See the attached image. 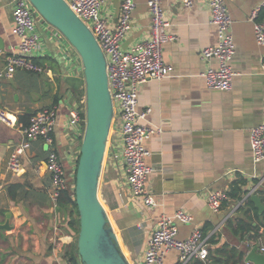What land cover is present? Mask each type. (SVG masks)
Returning a JSON list of instances; mask_svg holds the SVG:
<instances>
[{"label": "crops", "instance_id": "0c3cea01", "mask_svg": "<svg viewBox=\"0 0 264 264\" xmlns=\"http://www.w3.org/2000/svg\"><path fill=\"white\" fill-rule=\"evenodd\" d=\"M148 1L135 0L125 50L150 37ZM191 1L192 7H187L185 0H163L171 23L169 31L178 37L164 49L171 76L149 80L140 87L139 108L151 107L149 121L162 128L146 141L151 151L148 164L156 169L149 176L147 190L158 204L152 207L143 198H131L120 140L108 148L99 194L118 243L132 264H144L148 239L160 216L173 215L180 209L191 213L194 219L190 224L176 222L179 239H187L198 227L208 238L213 255L226 261L233 250L242 251V259L228 257V263L233 260L236 264H253L245 260L253 246L243 241L254 236V232H238L237 223L244 219L257 228L260 239L255 245L261 252L264 210L252 201L258 211L251 209L247 215L249 204L239 207V200L234 198L214 211L206 199L212 191L229 194L232 184L242 179V191L257 187L253 194L264 204V162L255 163L250 148V130L264 116V45L256 40L251 14L257 8L264 9V0H227L236 43L231 62L236 74L229 91L210 89L201 75L208 67L217 65L216 59L204 60L202 51L218 43V33L211 23L209 0ZM103 13L109 24L115 26L121 1L106 0ZM40 25L47 31L45 22ZM13 28L9 0H0V38L5 43V49L0 50V70L5 67V56L20 41ZM42 41L45 54L38 62L44 66V72L19 70L12 77H0V109L17 117L14 127L0 121V225L8 220L11 225V229L0 227V264H70V255L76 248L77 235L67 226L68 213L59 209L51 197L48 146L42 140L33 141L24 159V169L17 174L8 169L10 154L23 139L21 130L27 115L31 117L53 105L61 108L59 153L71 177L77 165L81 143L70 144L65 137L63 122L67 111L63 105L68 94L83 92L85 84L80 85V78L69 75L59 49L58 57L43 36ZM23 116L26 118L20 121ZM12 185H20L14 197L9 192ZM165 264H179V253H168Z\"/></svg>", "mask_w": 264, "mask_h": 264}, {"label": "built area", "instance_id": "2783aa9c", "mask_svg": "<svg viewBox=\"0 0 264 264\" xmlns=\"http://www.w3.org/2000/svg\"><path fill=\"white\" fill-rule=\"evenodd\" d=\"M120 1L119 19L115 26H111L103 13L106 0H66L93 32L107 59L109 86L115 106L109 146L118 143V140L122 142V156L131 198H143L146 204L153 207L158 203L147 190V182L156 169L148 164L147 159L151 156V151L147 148L146 141L160 133L162 128L149 121L151 107L139 108L140 87L149 80H162L171 76L172 69L165 61L164 49L167 43L176 41L178 37L169 31L171 23L163 9V0H149L150 37L130 50H125L123 45L132 29V13L136 3L135 0ZM9 4L14 19L13 32L20 41L16 47H12V53L5 56L6 64L4 69L0 70V77H12L19 70L37 73L45 71L44 66L38 62V58L45 54V46L38 28V23L43 21L48 25L46 29L49 36L58 43L59 54L68 68L69 75L84 80L81 75L84 66L80 55L59 30L43 19L31 0H9ZM185 4L192 7L193 2L185 0ZM209 7L211 23L217 28L218 43L205 48L202 58L206 61L216 59L217 65L208 67L201 75L210 89L229 91L233 87L236 74L231 64L236 54L233 18L224 0H209ZM259 12V8L255 9L251 19L255 22L256 40L258 44L264 45V21L257 20ZM262 68L264 70V63ZM83 90L81 93L68 94L64 98L63 107L67 113L63 127L70 144L77 141L81 143L85 132V86ZM60 110L58 105L38 110L32 116L29 126L21 130L23 139L13 148L8 162V169L12 173H19L24 169V159L31 143L42 140L48 146L47 168L52 176L51 197L55 204L62 191L67 188L75 190L77 168L76 165L71 177L55 142L54 126ZM0 121L12 127L17 125V117L6 109H0ZM250 148L254 162H264V116L261 123L250 130ZM69 150L71 151L72 147H69ZM256 189L257 187L253 188L239 201V207L245 204ZM230 199L226 191L218 190L209 194L206 203L214 211H219L222 204ZM193 219L191 213L182 209L173 215L160 216L157 227L149 236L144 264H165V259L171 251L179 253V264H190L195 260L208 262L210 245L200 228H195L185 240L178 238L176 222L190 224ZM244 243L250 247L254 246L256 241ZM261 252L264 253V247H261Z\"/></svg>", "mask_w": 264, "mask_h": 264}, {"label": "water", "instance_id": "95a60500", "mask_svg": "<svg viewBox=\"0 0 264 264\" xmlns=\"http://www.w3.org/2000/svg\"><path fill=\"white\" fill-rule=\"evenodd\" d=\"M31 2L43 19L73 45L84 66L86 127L75 176V200L80 222L76 240L78 258L82 264H132L118 243L112 220L99 194L115 117L106 56L93 32L66 0ZM4 49V40L0 38V50ZM249 200L264 210L258 195H251ZM0 227L11 229L10 221ZM245 260L264 264V253L255 245Z\"/></svg>", "mask_w": 264, "mask_h": 264}, {"label": "trees", "instance_id": "16d2710c", "mask_svg": "<svg viewBox=\"0 0 264 264\" xmlns=\"http://www.w3.org/2000/svg\"><path fill=\"white\" fill-rule=\"evenodd\" d=\"M257 20L258 21H264V9L260 11ZM24 118H26V117L23 116L22 119H20V121H23ZM27 118H28L27 122L25 124H23L24 128L29 126L32 116L30 117V115H27ZM243 184H244V180H242V179L235 182L234 184H232L231 190L229 191V196L231 199L237 198L239 201L243 200L245 194L248 193V190L245 192L242 191L243 190L242 189ZM19 187H20V185H12L9 187V192L13 197H14L13 193ZM247 203L249 204L248 207H250V209H248V211H246V214L250 215L251 209H253L254 212L257 213L258 209L251 200L248 199L243 206H245ZM57 206L59 209H64L68 213L67 226L70 230L73 231V233H75L78 236V233L80 230V222H79L78 208H77V204H76V200H75V190L72 191L70 188H67L64 191H62L59 198H58ZM243 206H241V207H243ZM237 224H238L237 231L240 233H252V232H254V236L251 235V237L245 239L243 241V243L244 242H252V241L257 242L259 240V232H256L257 228H254L251 224L247 223V221L244 219H240ZM236 256L240 260L243 258L244 252H242V251L237 252L236 250H233V253H230L227 255V259H228V257L235 258ZM227 259H226V261H223L220 256L213 255L211 250H210V258H209L208 262L195 260L193 264H236V261H233V260H230V263H228L229 261ZM70 264H82L78 258L76 248L73 249V251L70 255Z\"/></svg>", "mask_w": 264, "mask_h": 264}, {"label": "rangeland", "instance_id": "374dc122", "mask_svg": "<svg viewBox=\"0 0 264 264\" xmlns=\"http://www.w3.org/2000/svg\"><path fill=\"white\" fill-rule=\"evenodd\" d=\"M224 1L226 3V6L229 9V6L227 4V0H224ZM229 12L232 15L230 9H229ZM38 28H39V31H40L41 35L43 36V38L47 42L50 51L54 52L59 57V54H58V45H57L58 43H56V41H51V39L49 38V36L47 34V31L40 25V23H38ZM72 53L73 54H76L75 52H72ZM81 75H82V77H84V70L81 71ZM77 81H79L78 83H80V85H84L85 84V80H83V78L77 79ZM54 138H55L56 145H57V147L59 149V147H60L59 146V143L61 142V139H62V135H61V132H60V117L59 116L57 117V123L54 126ZM79 147L81 149V144H80ZM64 164H65V161H64ZM104 165H105V162H104Z\"/></svg>", "mask_w": 264, "mask_h": 264}]
</instances>
